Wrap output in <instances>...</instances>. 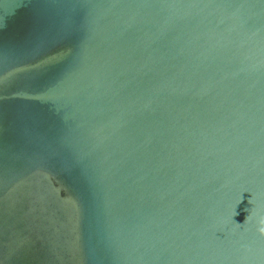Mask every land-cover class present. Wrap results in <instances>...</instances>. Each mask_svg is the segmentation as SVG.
I'll return each instance as SVG.
<instances>
[{
    "label": "water",
    "instance_id": "1",
    "mask_svg": "<svg viewBox=\"0 0 264 264\" xmlns=\"http://www.w3.org/2000/svg\"><path fill=\"white\" fill-rule=\"evenodd\" d=\"M259 214L264 0H0V264H264Z\"/></svg>",
    "mask_w": 264,
    "mask_h": 264
},
{
    "label": "clouds",
    "instance_id": "2",
    "mask_svg": "<svg viewBox=\"0 0 264 264\" xmlns=\"http://www.w3.org/2000/svg\"><path fill=\"white\" fill-rule=\"evenodd\" d=\"M248 219H249V216L246 217L244 223H247ZM256 225H257V231L260 233V235L264 236V214L258 215L256 219Z\"/></svg>",
    "mask_w": 264,
    "mask_h": 264
}]
</instances>
